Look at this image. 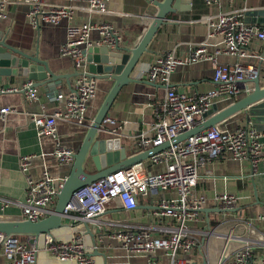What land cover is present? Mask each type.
I'll return each mask as SVG.
<instances>
[{
  "label": "crops",
  "instance_id": "crops-1",
  "mask_svg": "<svg viewBox=\"0 0 264 264\" xmlns=\"http://www.w3.org/2000/svg\"><path fill=\"white\" fill-rule=\"evenodd\" d=\"M53 1L74 5L72 23L110 22L117 31L118 45L125 48L122 52L126 53H129L126 49H132L139 43L158 11L152 0H107L108 13L89 17L80 7L81 0ZM174 1L168 3L163 22L148 41L146 49L139 55L137 66L126 74L129 78H123L125 80L111 101L105 117L114 118L115 123L104 121V117L99 127V132L106 137H120L127 157L138 156V161L143 162L146 171H157L163 167L162 164L150 162V156L163 146L144 147L139 140L142 136L153 135L155 110L162 106L166 88L174 86L178 90L192 93L204 92L215 85L209 60L178 64L170 74L167 84L147 79L149 65L165 51H172L176 57L183 59L190 49L198 44H206L208 51L212 52L214 47L219 45L220 37L212 33L207 18L215 20V15L221 11L242 9V18L247 22H264V14L261 13L264 10V0H217L211 5L204 0H186L179 3L180 7L173 8ZM8 8V17L0 18V37H4L7 43L29 55H37L46 61L50 70L56 74L55 79L47 75V79H51L50 82L34 86L37 99L33 101L25 99L20 90H5L9 87L20 89L30 80L20 75L0 76V88L4 89L0 91V105L13 107V111L4 119L0 118V220H22L25 219L21 204L26 196L27 177L38 179L44 172L56 179L64 180L68 176L75 154L91 130V125L114 86L115 79L95 78L96 91L88 102L84 123L58 119L55 139L48 134H38L31 115L42 110L51 114L63 108L62 101L55 97L56 93L62 91L64 95L68 94L75 87L77 76L86 71L87 66L84 70H77L70 57L60 54V47L67 39L68 20L63 19L57 24L40 23L38 27H33L26 18L24 5H12ZM100 38V34L94 32L89 38V46L101 45L98 44ZM109 48L113 49L114 45ZM245 53L239 60L259 65V76L263 78L264 60L259 56L264 54V41L254 40L247 45ZM216 57L220 63H228L236 58L222 53ZM254 86L253 82V89ZM235 101H218L195 127L203 125L211 115ZM217 124L229 131L238 127L253 126L264 133V98L232 113ZM186 135L188 134L185 133L184 136ZM181 138L177 136L175 140ZM56 140L74 151L70 161L60 162L53 154ZM260 140L264 142V136ZM25 154H33L27 173L19 167V157ZM89 167L84 168L82 165L83 171L92 170ZM114 170L117 169H111L110 172ZM262 171V164H258L253 171L247 159L234 158L226 150L205 163L199 171L196 188L197 193L203 194L207 202L195 219L187 222L189 234L195 237V244L188 251H180V257L189 260L191 264H216L225 252L233 251L246 243L256 249L264 245V221L257 220L264 204ZM222 192L238 196L234 209L223 210L213 205L211 198ZM171 195L173 194L158 190L138 197L137 206L128 211L120 203L113 202L96 219L88 222L63 215L62 224L52 229L50 234L58 239H68L72 235L81 234L93 264H147V255L127 252L111 233L127 224L131 228L146 227L156 236L168 235L169 229L173 228L176 222L171 217L160 215L157 207L163 197ZM55 202L56 197L47 204L44 217L53 210ZM14 235L22 241L31 236L27 233ZM44 245L40 239L34 264H77L74 260L58 259L47 251ZM152 255L159 262L165 263L168 259L162 250H157ZM227 256L225 255V258ZM224 261L226 262V259ZM0 264H11L1 248Z\"/></svg>",
  "mask_w": 264,
  "mask_h": 264
},
{
  "label": "built area",
  "instance_id": "built-area-1",
  "mask_svg": "<svg viewBox=\"0 0 264 264\" xmlns=\"http://www.w3.org/2000/svg\"><path fill=\"white\" fill-rule=\"evenodd\" d=\"M81 1L80 7L89 17L109 11L107 0ZM204 1L211 5L217 0ZM12 5L26 7V18L33 27H38L40 23L57 24L63 19L68 20L67 39L60 47V54L70 57L77 70H84L87 66L84 49L90 45L89 38L94 32L101 36L98 44L112 46L118 40L116 29L108 21L72 23V4L53 0H0V18L8 17V7ZM241 10L221 11L215 15V20L207 18L212 33L220 37L219 45L212 52L208 51L206 44L194 45L183 59L176 57L172 51H165L147 69L149 81L158 80L165 84L178 64L209 60L213 70L215 85L204 92L191 93L168 86L162 106L155 110L153 135L140 138L139 143L144 147L163 146L150 156V162L162 164L163 167L157 171H146L143 162L137 161L81 185L73 191V197L64 206V216L93 221L113 202L120 203L128 211L137 206L138 197L158 190L172 193L169 197H163L157 207L160 215L171 217L176 222L169 229L168 235L156 236L146 227L131 228L124 224L122 228L114 230L111 236L117 238L127 252L147 255V264H191L178 254L180 251H188L195 244V237L189 234L187 222L194 220L207 202L203 194L197 193L200 169L207 161L215 159L226 150L234 158L247 159L253 171L258 164H262L264 174V142L260 140L264 133L253 126L229 131L215 123L184 136L218 101H235L241 95L250 93L254 80L260 75L259 65L244 63L239 59L246 55V47L251 42L264 41V22H246ZM221 53L236 58L228 63H220L216 56ZM259 58L263 61L264 54ZM3 90L0 88V91ZM5 90H20L29 101L37 99V91L31 81L20 89L9 87ZM95 91V79L87 76L85 71L81 72L77 76L75 87L68 94L64 95L62 91L56 93L55 97L62 101L63 108L51 114L42 110L31 115L38 134H48L55 139L58 119L84 123L88 102L94 97ZM12 111V106L0 105V118L4 119ZM104 121L115 123L112 117H105ZM177 136L182 138L175 140ZM53 154L60 162H68L73 158L74 151L56 140ZM32 157L33 154L20 155L19 167L23 172H28ZM63 182V179L53 178L47 172L38 179L28 176L26 196L21 204L25 218L36 220L44 217L47 204L54 200ZM237 201L238 196L228 192L215 194L211 198L213 205L223 210L234 209ZM257 220L264 221V204ZM246 222L249 223L248 220ZM40 239L47 251L60 260L93 264L81 234L58 239L46 233L38 237L31 235L26 241L14 234L0 236V248L11 264H34ZM259 249L246 243L233 251L225 252L216 264H264V245ZM157 250H162L168 258L165 263L157 261L152 255ZM225 255L228 256L225 258Z\"/></svg>",
  "mask_w": 264,
  "mask_h": 264
},
{
  "label": "water",
  "instance_id": "water-1",
  "mask_svg": "<svg viewBox=\"0 0 264 264\" xmlns=\"http://www.w3.org/2000/svg\"><path fill=\"white\" fill-rule=\"evenodd\" d=\"M152 1L157 5L158 11L139 43L132 49H126L129 53L122 52L125 48L120 47L118 42L115 43L113 49H110L107 44L91 45L84 49L87 61L85 74L94 79L111 77L115 79V84L106 96L78 153L75 154L73 166L56 195L53 210L48 216L36 220L27 218L22 220H0L1 237L19 233H27L38 237L41 233H50L52 229L62 224L63 208L73 197V191L76 188L105 176L110 173L111 169L124 168L138 161V156L127 157L126 149L122 145L120 137H106L99 132V127L117 90L122 81L125 80L123 78H129L126 74H129L137 66L139 55L146 49L148 41L163 22L168 11V3L172 2V0ZM184 2L186 0H175L172 7L178 8L180 7L179 3ZM261 13L264 14V10ZM2 75L24 76L32 82L33 86L50 82L51 79H47V75L52 79L56 78V74L50 70L46 61L40 59L37 55H29L15 48L6 42L4 37H0V76ZM254 83V89L250 93L211 115L203 125L193 127L186 134L201 131L232 113L245 109L254 102L263 99L264 75L263 78L257 77ZM209 112L210 110L205 113V116ZM82 165L84 168L90 166L89 169L92 170L85 169L86 171H83Z\"/></svg>",
  "mask_w": 264,
  "mask_h": 264
}]
</instances>
